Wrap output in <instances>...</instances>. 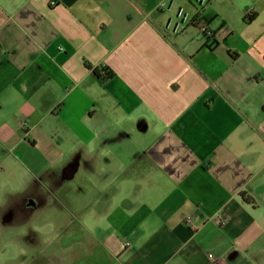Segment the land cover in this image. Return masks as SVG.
Masks as SVG:
<instances>
[{
	"label": "crops",
	"instance_id": "0c3cea01",
	"mask_svg": "<svg viewBox=\"0 0 264 264\" xmlns=\"http://www.w3.org/2000/svg\"><path fill=\"white\" fill-rule=\"evenodd\" d=\"M162 1L0 0V264H264V0Z\"/></svg>",
	"mask_w": 264,
	"mask_h": 264
},
{
	"label": "built area",
	"instance_id": "2783aa9c",
	"mask_svg": "<svg viewBox=\"0 0 264 264\" xmlns=\"http://www.w3.org/2000/svg\"><path fill=\"white\" fill-rule=\"evenodd\" d=\"M210 0H190L196 7V13L193 14L185 6L176 4V0H163L160 3L161 8L172 9L174 13L165 22V31L171 34L180 33L188 25H199L201 30L208 36L211 35L206 23L200 17L201 10L209 3ZM202 20V21H201ZM103 76H109V71L105 70ZM212 259V264H219L212 252L208 253Z\"/></svg>",
	"mask_w": 264,
	"mask_h": 264
},
{
	"label": "rangeland",
	"instance_id": "374dc122",
	"mask_svg": "<svg viewBox=\"0 0 264 264\" xmlns=\"http://www.w3.org/2000/svg\"><path fill=\"white\" fill-rule=\"evenodd\" d=\"M182 2L184 3V5H187V6L189 5L187 0H183ZM188 8H191V6L189 5Z\"/></svg>",
	"mask_w": 264,
	"mask_h": 264
}]
</instances>
